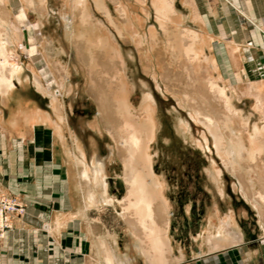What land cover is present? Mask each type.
Segmentation results:
<instances>
[{
	"label": "rangeland",
	"instance_id": "rangeland-1",
	"mask_svg": "<svg viewBox=\"0 0 264 264\" xmlns=\"http://www.w3.org/2000/svg\"><path fill=\"white\" fill-rule=\"evenodd\" d=\"M120 1L107 0L106 15L91 2L96 20L91 19L103 20L108 33L73 34L82 18L75 14L76 0H0V73L6 60L11 71L17 64L24 69L29 82L25 95L41 114L51 115L46 125H56L48 95L56 93L64 104V130L69 144L72 135L71 151L78 162L85 154L88 169L97 171L95 157H103L105 169L97 171L102 176L94 177L92 184L105 187L106 178L107 199L100 202L96 216L111 233L145 240L131 224L139 223L145 234L154 235L157 249L167 246L160 264H195V257L222 248L225 252L218 257L226 260L225 247L237 243L264 249L256 207L245 198L264 209V125H252L257 117L264 123V100L257 103L250 89L242 87L236 100L238 90L228 84L226 90L233 94L239 112H250V125L236 118L228 125L225 104L233 110L232 100L217 80L216 69L202 81L197 65L183 61L185 37L198 59L206 56L202 47L210 39L183 30V15L177 10L183 4L146 0L143 9L142 0L138 4L124 0L133 10L125 9L129 22L123 28L134 40L139 36L138 44L124 38L116 25L122 21ZM148 9L155 14L143 23L141 13ZM247 19L264 35L263 28ZM151 23L159 32L155 42H161L156 50L151 30L147 32ZM219 62L222 73H227V65ZM261 66L264 69V61ZM35 77L44 91L31 84ZM250 110L261 111L263 118ZM202 114L216 125H209Z\"/></svg>",
	"mask_w": 264,
	"mask_h": 264
},
{
	"label": "crops",
	"instance_id": "crops-1",
	"mask_svg": "<svg viewBox=\"0 0 264 264\" xmlns=\"http://www.w3.org/2000/svg\"><path fill=\"white\" fill-rule=\"evenodd\" d=\"M126 1L137 3L139 0ZM142 1L141 6L145 9L146 0ZM229 1H175L183 4L182 9H177L183 15V30H203L210 37L208 46L202 47L206 56L201 59L190 53L189 46L192 43L189 37H185L183 61L189 60L191 65H197V74L202 76L198 80L202 81L209 75V71L216 69L217 80L224 84L223 89L231 98L233 106V110H229L225 104L229 118L224 120L228 125H232L236 118L240 124L250 125V112L241 109L243 113H240L233 94L226 88L228 84L237 88L236 100L242 88H249V94L253 95L256 101L264 100V69L261 66L264 61V35L258 34L255 26L247 19H252L258 27L264 29V0ZM124 3V0L120 1L122 21L116 25L121 28L124 38L139 44V36L134 40L131 32L123 28L129 22L128 10H125ZM152 12L155 14L154 10L149 9L141 13L143 23ZM103 24L106 26L104 21ZM154 25L156 23L149 24L147 32L151 30V44L156 50L161 42H155L156 38L159 39V32ZM134 32L139 33V29L136 28ZM9 43L13 46L10 41ZM164 56L168 59L165 52ZM219 60L227 65V73H222ZM2 66L4 73H0V195L20 199L25 205V214L14 217L12 228L6 231L4 237H0V264H142L139 260L142 258L152 262L143 264L163 263L167 246L162 250L157 249L154 235L145 234L139 223L133 221L131 224L137 226L145 240H134L132 237L123 239L116 233H111L101 218L96 216L100 202L107 199L106 178L105 187L92 184L97 176L101 178L102 174L88 169L85 154L83 162L79 163L72 153L74 144L72 135L71 144L67 141L63 125L64 116L61 119L57 115L59 111L53 110L51 112L57 119L53 123L56 125H46L51 121V115L41 114L25 95L24 88L29 82L23 73L24 69L17 64L12 66L11 71V63L7 60ZM233 81L236 82L235 85ZM39 83L35 77V84H31L44 91ZM242 93L247 95L248 92ZM48 95L51 106L56 99L61 102L56 93L51 92ZM62 108L64 114V104ZM260 113L255 114L262 117ZM257 124L264 125L258 117L257 120L254 118L252 125ZM71 166L79 168V173L76 174V170L71 169ZM86 179L89 180L87 185L84 184ZM245 198L256 207L261 228L259 240L262 242L264 209L254 205V200L247 196ZM225 248L226 260L221 255L218 257V254L225 252L222 248L195 257V264H264V249L260 247L251 250L247 243H237ZM203 258L205 260H200Z\"/></svg>",
	"mask_w": 264,
	"mask_h": 264
},
{
	"label": "bare ground",
	"instance_id": "bare-ground-1",
	"mask_svg": "<svg viewBox=\"0 0 264 264\" xmlns=\"http://www.w3.org/2000/svg\"><path fill=\"white\" fill-rule=\"evenodd\" d=\"M94 2H96V6H97V8L98 9H100V10H104V9H106L107 8V4H106V1L105 0H93ZM225 2H230L229 0H224ZM91 2H92V0H76V5L74 6L75 7V14H76V16H81L82 18H81V21L79 22L80 24H81V27L80 28H75L72 32H73V34H77V33H79V30H81V31H83V32H86V31H97V32H99V33H101V34H105V33H108L105 29H104V24H103V22L101 21V22H96L95 20H96V18H93L91 15H92V12H91ZM125 6V8L126 9H130V10H133V6L132 5H124ZM131 14H132V16L133 17H137V15L138 14H136V13H134V11H132L131 12ZM89 16H91V17H89ZM91 18H93V19H95V20H92ZM250 19V18H249ZM251 20V19H250ZM253 21V20H252ZM70 30V29H69ZM200 30H201V28H200ZM194 33H196L197 34V36L200 38V37H202V38H208L209 36L207 35V33L205 32V31H202V32H200L199 30H192ZM203 46H205L204 45V43H203ZM91 49H92V47H90ZM243 73H245L246 74V72L245 71H243ZM22 74V73H21ZM21 77V76H20ZM132 81V83L134 82V80H131ZM142 91L144 92V94L145 95H147V96H149V97H151L150 95H151V92H150V90H149V88L148 87H146V86H143V88H142ZM146 92V93H145ZM55 102H54V104H53V106H51V111H53V110H56L57 112H58V116L61 118V119H63V116H64V114H63V112H62V103L60 102H58V100L56 99V100H54ZM58 117V118H59ZM201 117H202V119H205V121L207 120L209 123V125H216V123H214V120H213V118H211L210 116H208V115H205V114H202L201 115ZM50 118V117H49ZM149 120H150V118H149ZM148 120V121H149ZM61 123V122H60ZM258 125V124H257ZM77 140V139H76ZM95 159H96V162H97V171L98 172H103V170L105 169V166H106V162H105V160L103 159V157L101 156V155H99V154H97L96 155V157H95ZM94 162V161H93ZM154 178L156 179V177L154 176ZM104 183L105 182H103V185H104ZM25 214V211H24V213L21 215V216H23ZM226 228H225V234L227 235V231H228V233H229V231H230V227H227V225L225 226ZM220 237V236H219Z\"/></svg>",
	"mask_w": 264,
	"mask_h": 264
},
{
	"label": "built area",
	"instance_id": "built-area-1",
	"mask_svg": "<svg viewBox=\"0 0 264 264\" xmlns=\"http://www.w3.org/2000/svg\"><path fill=\"white\" fill-rule=\"evenodd\" d=\"M25 205L15 196L0 195V237H4L8 229L12 228L13 218L21 216Z\"/></svg>",
	"mask_w": 264,
	"mask_h": 264
}]
</instances>
